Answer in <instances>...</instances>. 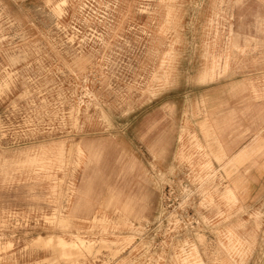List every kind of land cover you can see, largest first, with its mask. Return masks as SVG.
<instances>
[{
	"label": "rangeland",
	"instance_id": "1",
	"mask_svg": "<svg viewBox=\"0 0 264 264\" xmlns=\"http://www.w3.org/2000/svg\"><path fill=\"white\" fill-rule=\"evenodd\" d=\"M215 111L264 122V0H0V264H264Z\"/></svg>",
	"mask_w": 264,
	"mask_h": 264
},
{
	"label": "crops",
	"instance_id": "2",
	"mask_svg": "<svg viewBox=\"0 0 264 264\" xmlns=\"http://www.w3.org/2000/svg\"><path fill=\"white\" fill-rule=\"evenodd\" d=\"M224 101H222V102H224ZM214 113H215V115H217L215 117L216 129H217V132L219 134V137L224 141L223 149L225 151H227V152L230 151V150H232V151L240 150L241 151V150H243L245 148H248L249 146L252 145L251 144L252 143V139H255L254 138L255 133H258V134L260 133L257 136V138H258V140H262V142L264 144V122H262L261 124L257 125L256 117L255 118L253 117L254 115H256V113H254L252 111L251 112L249 111L247 118L242 121V123H241L242 124V129H241L242 136L240 137V139H244V141L241 144H239L237 147H234L231 142L227 141V138L228 139H232V137H229L227 135L229 133H231L233 129L229 128V129H226L223 132V127L224 126L223 125L220 126L221 116L222 115H226V113H222L220 111H215ZM219 130H220V132H219ZM233 153H235V152H231V154H233ZM222 157H223V154L220 155V156H217L218 159L222 158ZM87 159H89V161H91L90 160V156H87ZM263 172H264V169H263ZM261 186L264 187V184H262ZM228 188H230V187H228ZM230 189L233 191L232 188H230ZM233 193H234V191H233ZM86 195H87V191L84 188H77L75 190V200H74L73 206H72V208H71V210L69 212V215H68L69 218H72V217L75 216L78 208H80L82 200L86 197ZM116 209L119 210V211L126 212L127 209L128 210L130 209V205L126 204L122 208L121 207L120 208L116 207Z\"/></svg>",
	"mask_w": 264,
	"mask_h": 264
}]
</instances>
